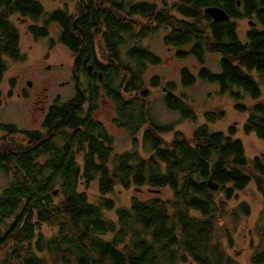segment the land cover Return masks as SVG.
Listing matches in <instances>:
<instances>
[{"label":"trees","instance_id":"16d2710c","mask_svg":"<svg viewBox=\"0 0 264 264\" xmlns=\"http://www.w3.org/2000/svg\"><path fill=\"white\" fill-rule=\"evenodd\" d=\"M78 1L71 13L47 12L38 0H0V83L9 61L26 60L12 22L20 16L35 23L30 33L37 41L59 26L60 44L74 54L76 84L71 99L50 108L45 132H24L20 141L15 126L4 127L9 137L0 143V168L13 177L0 186V264H237L217 241L218 214L252 184L264 198V160L247 156L238 127H210L227 118L226 110L206 113L208 124L191 136L159 124L145 76L161 61L143 43L164 30L180 59L194 57L206 66L209 55L219 57V72L183 70L182 87L217 85L247 116L244 134L264 141V0ZM208 7L224 9L230 20L214 22ZM244 18L261 28L251 27L243 39L237 21ZM150 83L162 85L158 78ZM133 92L143 96L130 97ZM178 92L177 83L166 84L167 109L198 122L190 97ZM102 99L116 104L115 125L129 132L132 150L118 153L115 138L94 117ZM93 184L96 202L89 197ZM118 188L170 189L172 197L136 196L129 207H118L112 198ZM239 209L250 215L246 203ZM44 225L56 233L47 237ZM252 264H264V250Z\"/></svg>","mask_w":264,"mask_h":264},{"label":"rangeland","instance_id":"374dc122","mask_svg":"<svg viewBox=\"0 0 264 264\" xmlns=\"http://www.w3.org/2000/svg\"><path fill=\"white\" fill-rule=\"evenodd\" d=\"M43 4L47 12L59 9L75 12L78 0L54 1L38 0ZM155 2L162 5L163 2L173 4L177 0H140ZM12 22L19 28L21 33V49L26 56L25 61L8 63V71L0 83V143L9 137L4 127L15 126L21 134L18 139L24 141V132H45V121L50 108L56 102H66L75 94L74 81V54L63 44H60L61 30L57 24L50 27V36L46 39L35 40L30 33L35 23L20 16H14ZM239 35L245 38L249 26V19L239 23ZM261 28V27H260ZM167 32L159 31L154 36L144 41V46L160 59L159 64H152L147 70L145 81L147 85V97L153 105V115L161 125L174 124L177 131L191 136L196 128L202 124H208L205 119L206 113L226 110L227 118L217 124H210L214 130L225 131L231 127L239 128V138L245 144L247 156L250 159L260 157L264 160V141L259 140L255 135L247 136L243 132V125L247 116L236 112L228 96L219 95V87L210 83L199 81L193 88L182 87V72L189 69L192 74L198 76L200 71L207 67L213 72L220 71L219 57L209 55L207 65L203 66L194 57L180 59L177 57V50L166 45L165 36ZM188 49V48H187ZM101 53V54H100ZM103 49L99 46L98 55L103 60ZM158 78L161 87L154 88L151 79ZM84 79V78H83ZM29 82H32L30 87ZM86 83V82H85ZM177 83L179 95L187 93L190 97L191 107L198 115V122L186 121L177 114L170 112L164 103V89L166 84ZM143 96V93L133 92L130 97ZM264 101V97L262 99ZM98 108L94 111V117L103 122L110 134L115 138L116 151L119 153L132 150L133 139L129 132L115 125L118 118L117 106L113 102L100 100ZM89 107L88 105L86 106ZM144 131L138 136L139 141L143 140ZM17 137V136H16ZM173 137V135H172ZM167 140L171 136L166 137ZM12 175L8 176L0 168V186H7L12 182ZM99 191L96 184L89 190V197L96 202ZM150 199L153 197L168 199L172 197L170 189H163L160 194L143 189L125 190L118 188L112 196L116 205L129 207L133 197ZM59 204L60 201L55 202ZM246 203L250 215L247 216L239 209ZM220 213H222L220 215ZM112 220H117L114 211L105 212ZM219 234L217 241H220L230 257L237 264H252V257L258 251L264 250V198L254 184L241 192L238 197L226 204L224 212H219ZM43 232L47 237L56 233L47 225L43 226ZM178 264H195L193 261Z\"/></svg>","mask_w":264,"mask_h":264},{"label":"water","instance_id":"95a60500","mask_svg":"<svg viewBox=\"0 0 264 264\" xmlns=\"http://www.w3.org/2000/svg\"><path fill=\"white\" fill-rule=\"evenodd\" d=\"M205 14L209 17H212L213 21L216 23L220 22H226L230 20V16L226 13V11L220 7H208L205 9ZM250 26H254V22L249 23ZM90 72H93V67H90L89 69ZM30 87L32 86V82H29ZM215 187V186H213ZM154 193H161V190L158 191H153ZM58 192H55V195H57Z\"/></svg>","mask_w":264,"mask_h":264},{"label":"flooded vegetation","instance_id":"af4514ba","mask_svg":"<svg viewBox=\"0 0 264 264\" xmlns=\"http://www.w3.org/2000/svg\"><path fill=\"white\" fill-rule=\"evenodd\" d=\"M155 3V2H154ZM211 19H212V17H210ZM246 19H249V18H244V19H240V20H238L237 21V23H238V25H239V23L241 22V21H244V20H246ZM250 22H253L251 19H249V23ZM249 26H250V24H249ZM239 27L240 26H238V30H239ZM250 27H254V28H260V26L256 23V24H254V26H250ZM252 29V28H251ZM248 31H250V30H248ZM248 31H247V33H248ZM247 33H246V35H247ZM238 34H239V31H238ZM240 36V35H239ZM99 78H100V76H99Z\"/></svg>","mask_w":264,"mask_h":264}]
</instances>
